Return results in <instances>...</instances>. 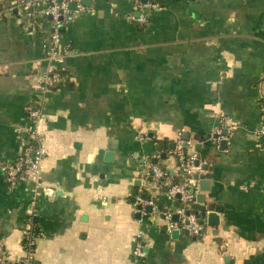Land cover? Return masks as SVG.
<instances>
[{
	"label": "crops",
	"instance_id": "obj_1",
	"mask_svg": "<svg viewBox=\"0 0 264 264\" xmlns=\"http://www.w3.org/2000/svg\"><path fill=\"white\" fill-rule=\"evenodd\" d=\"M16 1L0 0V241L12 261L31 183L9 189L1 164L20 151L51 32L47 18L18 16ZM156 1L143 24L130 17L133 0L83 2L61 31L75 53L37 124L43 183L56 194L36 203V264H264V0ZM166 145L204 159L194 174L209 181L207 211L222 207L215 226L198 216V235L163 229L165 214L179 221V197L133 186L153 157L176 171ZM130 187L159 212L137 216ZM139 231L142 257L132 253Z\"/></svg>",
	"mask_w": 264,
	"mask_h": 264
},
{
	"label": "built area",
	"instance_id": "obj_2",
	"mask_svg": "<svg viewBox=\"0 0 264 264\" xmlns=\"http://www.w3.org/2000/svg\"><path fill=\"white\" fill-rule=\"evenodd\" d=\"M75 3V8H70V2ZM134 9L137 14H131L130 17L137 23L143 24L148 20V14L154 9L161 8V4L156 0H133ZM85 10L82 0H17L16 13L20 17H38L47 18L51 27L49 44L42 55L45 66H39L35 73L39 82L41 94L32 98L26 105V123L17 127L18 136L21 141V148L16 157L12 160L4 161L1 164L6 186L11 189L20 181H29L31 183L29 204L30 212L26 217V225L22 230L20 237L22 246V255L15 261H12L0 241V264H36L34 252L36 240L42 234L38 225L36 214V203L40 196L51 198L56 194V188L43 183L42 163L44 158V148L41 145V135L38 132L37 124L42 117V109L47 101V91L55 88L66 81V75L61 70L60 64L70 55L75 53L69 40L61 38L60 25L67 26L78 11ZM3 11L0 10V20ZM259 134H264V122L261 123ZM24 133V135H23ZM142 138V137H141ZM177 166L176 171H168L166 168L147 160L144 162L140 171V184L147 190L149 183H155L159 187H166L165 194L169 198H174L177 193L180 194V204L176 209L179 221L173 222L168 219L170 214H165L168 222L165 224L168 232L174 228L187 230L190 235H198L202 230V222L191 207L195 200L198 188V178H194L195 170L200 169L205 162L197 153H186L179 145L171 149ZM158 156V155H157ZM179 177V180L176 178ZM148 191V190H147ZM140 206L137 208V206ZM149 205L151 210L159 212L155 198L147 194L145 198L135 195L133 206L135 211L142 213L144 207ZM136 243L132 253L136 257H142L145 254V242L142 233L139 231L136 235Z\"/></svg>",
	"mask_w": 264,
	"mask_h": 264
},
{
	"label": "water",
	"instance_id": "obj_3",
	"mask_svg": "<svg viewBox=\"0 0 264 264\" xmlns=\"http://www.w3.org/2000/svg\"><path fill=\"white\" fill-rule=\"evenodd\" d=\"M144 1V0H143ZM82 2H86L87 4H89L90 2H91V0H82ZM70 8H72V9H74L75 8V3L72 1V2H70ZM58 29L60 30V31H63L64 29H65V26H63V25H60L59 27H58ZM23 135H24V133H23ZM186 138V137H185ZM220 143H221V147H224V144H225V141L224 140H221L220 141ZM160 145H157V148H160L159 147ZM171 146H173V143H171ZM184 147V146H183ZM198 147V146H197ZM107 155H111V152L109 151L108 153H107ZM157 158L156 157H153V158H151V161H153V162H157ZM194 178H197V175H194ZM139 184H140V179L139 178H137V179H135L134 180V182H133V186H139ZM131 188V190H130V192L133 194L132 196H131V198H130V200H131V202H133L134 201V194L137 192L136 191V187H130ZM165 189H166V187H164ZM198 188L200 189V191L201 192H199V193H196V196H195V200H194V202H192V204H191V207H192V209L194 210V212L195 213H198L199 214V216H201V217H204L205 216V214H206V222H207V224L208 225H211V226H215V225H217L218 224V222H219V219H218V212H221L222 211V207L220 206V205H214V208L212 209V210H208L207 211V209H208V207H207V203H206V197H205V194L204 193H202V192H204V191H208V190H210V185H209V181L207 180V179H205L204 177H201L200 179H199V181H198ZM147 196V192L146 191H141V192H139V197H141V198H145ZM180 196V194L179 193H177L176 194V197H179ZM140 206L138 205L137 206V208H139ZM144 211L145 212H151V207L149 206V205H146L145 207H144ZM136 215L137 216H139L140 215V213L137 211V213H136ZM171 218H172V220H175V221H177L178 220V215L176 214V213H174V214H172V216H171ZM200 222H202V219L200 220ZM166 227H163V229H165ZM181 233H185V234H187L188 232H187V230H185V229H180V228H174L171 232H170V235H171V237L172 238H176V237H178Z\"/></svg>",
	"mask_w": 264,
	"mask_h": 264
},
{
	"label": "trees",
	"instance_id": "obj_4",
	"mask_svg": "<svg viewBox=\"0 0 264 264\" xmlns=\"http://www.w3.org/2000/svg\"><path fill=\"white\" fill-rule=\"evenodd\" d=\"M165 148H167V149H169V148H171V147H169V145H166L165 146ZM172 149V148H171ZM162 167H164V165L163 164H160ZM165 168V167H164ZM176 180H179V177L178 178H176ZM197 215L199 216V214L197 213ZM201 217V216H200Z\"/></svg>",
	"mask_w": 264,
	"mask_h": 264
}]
</instances>
